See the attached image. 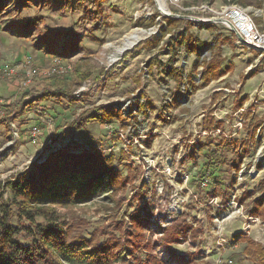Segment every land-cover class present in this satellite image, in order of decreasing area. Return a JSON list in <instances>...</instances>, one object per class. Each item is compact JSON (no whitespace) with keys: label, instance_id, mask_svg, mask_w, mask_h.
Wrapping results in <instances>:
<instances>
[{"label":"rangeland","instance_id":"obj_1","mask_svg":"<svg viewBox=\"0 0 264 264\" xmlns=\"http://www.w3.org/2000/svg\"><path fill=\"white\" fill-rule=\"evenodd\" d=\"M1 1L0 182L67 146L113 153L131 179L116 201L105 189L61 209L86 239L120 240L111 264L143 260L147 245L164 264H264V51L186 9L237 4L264 33V0H180L186 10L168 6L179 17L166 16V0ZM134 30L139 40L119 53ZM213 56L220 71L200 85ZM58 62L73 70L52 75ZM102 108L121 115L86 119ZM77 122L85 126L73 131ZM136 212L147 219L139 239ZM132 235L134 252L123 245Z\"/></svg>","mask_w":264,"mask_h":264},{"label":"trees","instance_id":"obj_2","mask_svg":"<svg viewBox=\"0 0 264 264\" xmlns=\"http://www.w3.org/2000/svg\"><path fill=\"white\" fill-rule=\"evenodd\" d=\"M1 3L0 0V6ZM25 23L32 25L30 21ZM188 46H192L190 41ZM174 51L170 49V52ZM219 58L213 56L203 67L200 85L218 75ZM176 70L182 73L179 67ZM78 77L85 80L89 75L80 71ZM118 115H121L118 109L105 112L102 108L86 119L108 123ZM130 116H133L131 112ZM84 126V123L77 122L71 128L77 131ZM70 147L56 149L43 162L32 165L31 169L20 172L11 180L0 182V264H69L71 259L67 252L82 253L87 264H111L118 255L120 240L117 244H110L86 239L74 232L61 209L92 200L105 189L110 190V198L116 201V195L126 188L131 179L128 173L123 176L115 168L113 153L107 157L98 151H71ZM209 163L208 159L205 164ZM207 176L212 177L213 173L210 171ZM142 191L143 188H140L137 192ZM258 200L260 204L256 203L257 206L264 204V195ZM131 215V226L137 229L135 237L139 239V231L146 225L147 219L142 218L139 212ZM177 232H183V229ZM127 240L123 245L134 252L136 240L133 235ZM150 248L149 245L143 248L146 254L143 260L133 254L132 264H164L147 251ZM119 258L124 259L122 255Z\"/></svg>","mask_w":264,"mask_h":264},{"label":"built area","instance_id":"obj_3","mask_svg":"<svg viewBox=\"0 0 264 264\" xmlns=\"http://www.w3.org/2000/svg\"><path fill=\"white\" fill-rule=\"evenodd\" d=\"M179 3L180 0H166V16L179 17V15L174 14L169 10V5L180 8L181 10L187 9L202 12L207 16L198 17L196 18L197 20H204L213 24L223 25L227 29L233 31L235 35L239 36L243 41L258 47L264 46V33L259 31L250 13L244 7L237 4H225L221 5L219 8H214L209 4H202L200 6L183 9ZM72 70L73 69L70 65L59 64L58 62L55 64V67L51 69L50 73L54 76H64L65 74L70 73ZM3 75L10 77L15 75V71L13 69H5L3 71ZM2 100L3 99H0V102H2ZM32 136V141H35L37 137V131L34 132ZM217 264H232V260L224 258Z\"/></svg>","mask_w":264,"mask_h":264},{"label":"bare ground","instance_id":"obj_4","mask_svg":"<svg viewBox=\"0 0 264 264\" xmlns=\"http://www.w3.org/2000/svg\"><path fill=\"white\" fill-rule=\"evenodd\" d=\"M157 5L159 7L162 6L160 0H157ZM165 14H166V12H165ZM142 32H143V30H134V31H131V33H128V35H126V37L124 38L123 46L118 48L117 51L119 53H122L124 50H126V49L130 48L132 45H134L139 40L140 36L142 35Z\"/></svg>","mask_w":264,"mask_h":264},{"label":"water","instance_id":"obj_5","mask_svg":"<svg viewBox=\"0 0 264 264\" xmlns=\"http://www.w3.org/2000/svg\"><path fill=\"white\" fill-rule=\"evenodd\" d=\"M194 22L196 23H201V24H205V25H208L209 23L207 21H204V20H194ZM238 40L241 42V44L247 46L249 49H255V50H260V51H264V47H258V46H255L253 44H250V43H247L245 41H243L239 36H237Z\"/></svg>","mask_w":264,"mask_h":264}]
</instances>
